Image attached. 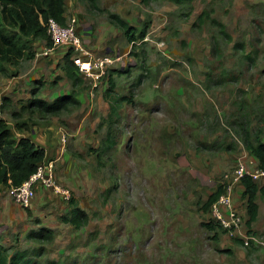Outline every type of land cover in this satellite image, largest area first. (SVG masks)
Returning a JSON list of instances; mask_svg holds the SVG:
<instances>
[{"label":"rangeland","instance_id":"374dc122","mask_svg":"<svg viewBox=\"0 0 264 264\" xmlns=\"http://www.w3.org/2000/svg\"><path fill=\"white\" fill-rule=\"evenodd\" d=\"M65 8V23L74 22L93 57L122 59L93 96L78 70L76 84L67 77L59 47L37 55L51 47L48 39L27 37L26 56L0 63V118L10 139L46 141L56 181L70 191L65 200L37 187L23 208L0 186L7 258L24 252L30 264H264V244L238 243L204 205L249 153L244 142H264V0H67ZM109 14L136 30L134 43ZM0 26L17 33L1 19ZM53 104L60 108H43ZM230 157V166L214 171L219 158ZM257 198L263 227L248 234L264 243V196ZM71 199L88 215L80 229L62 221ZM41 228L52 231L51 240L32 237Z\"/></svg>","mask_w":264,"mask_h":264},{"label":"trees","instance_id":"16d2710c","mask_svg":"<svg viewBox=\"0 0 264 264\" xmlns=\"http://www.w3.org/2000/svg\"><path fill=\"white\" fill-rule=\"evenodd\" d=\"M146 1L150 2L151 0ZM64 13L65 0H0V19L2 25L17 30V33H8L6 29L0 26V63H11L26 56V51L29 52L25 40L27 37L48 39L47 45L51 46L45 23L48 18L52 17L60 23L65 24ZM108 17L112 23L123 29L129 43L136 41V30L128 26L125 20L116 14H109ZM70 56L71 52L67 51L64 56L65 73L73 84H76L79 80L76 74L77 67ZM119 101H124V98L117 100L115 103L112 102L110 105L111 116L117 115L116 103ZM43 108L46 111L54 112L60 106L53 104L48 107L43 106ZM244 143L249 153L258 159L260 167L264 169V142L259 137H256L251 141L247 139ZM44 158V148L36 145L30 138L20 137L15 141L11 140L10 130L7 128L5 121L0 118V186H7L9 181L13 186L20 185L35 173L38 164ZM242 184L244 186L243 195L247 197L246 208L248 219L246 220V226L248 232H251L252 224L257 220L259 211L256 198L258 194L264 196V185L258 187L249 177L244 178ZM221 190V186L219 185L209 194L204 205L209 207L218 197ZM69 203L71 209L68 215L62 216V221L72 225L75 229H80L87 223L88 215L75 204L73 199ZM207 226L211 228L212 223H207ZM32 237L51 240L53 236L50 229L41 228L37 232H32ZM237 242L244 244L242 239H238ZM25 258L26 254L24 252H16L8 259L7 254L2 249V246H0V264H30V261Z\"/></svg>","mask_w":264,"mask_h":264},{"label":"built area","instance_id":"2783aa9c","mask_svg":"<svg viewBox=\"0 0 264 264\" xmlns=\"http://www.w3.org/2000/svg\"><path fill=\"white\" fill-rule=\"evenodd\" d=\"M72 23L62 24L50 17L45 23L46 31L51 42V47L45 48L37 55H49L54 48L64 46L71 52V59L77 70L90 84V94L101 84L106 73L113 69L114 64L122 59V56L93 57L91 52L83 44L82 37ZM66 136H59V145L65 146ZM246 177L254 183L264 182V169L260 167L258 159L250 153H243L237 164L229 170L221 179V192L209 206L210 221L216 223L225 233L241 237L244 244L249 240L257 244H264L255 235L248 234L245 219L234 203V192L237 183H242ZM37 187L52 189L55 193L68 200L70 191L61 187L56 181L55 161L47 158L38 164V167L28 179L18 186L9 184L6 186L8 194L23 208H29L36 194Z\"/></svg>","mask_w":264,"mask_h":264},{"label":"crops","instance_id":"0c3cea01","mask_svg":"<svg viewBox=\"0 0 264 264\" xmlns=\"http://www.w3.org/2000/svg\"><path fill=\"white\" fill-rule=\"evenodd\" d=\"M66 3H67V0H65V6H66ZM65 14H66V8H65L64 16H65ZM57 52H58V54L61 53V55L64 56L67 53V48H65L64 46H61V47H59V50H57ZM21 137H27V136H21ZM36 140H39L38 137H37ZM32 141L36 145H38V142L37 141H34V139H32ZM44 142L47 143L46 141H44L43 139H41V145H40V147L44 148L45 153L47 154L48 149L46 148L47 147L46 145H43ZM234 160L235 159L233 157H230V158H227L226 159V161H227L226 162V161H220V158H219L218 163H214V171L217 172L218 170H221V169L226 168L227 166H230L234 162ZM219 182H221V180ZM262 185H264V182L263 181L257 183V186L258 187H261ZM43 190L48 191V188H45ZM243 192H244V186H243V184L242 183H237L236 186H235V192H234V203H235V206L238 208V210L242 213V215L244 216V219L246 221L248 219L247 208H246V205H247V197L243 195ZM38 199H40L39 195L37 196L36 201H38ZM257 199L258 198H256V202L258 204ZM258 206H259V204H258ZM260 213H261V208L259 206L258 217H257V220L252 224V229H257V228H262L263 227L260 224V217H259L260 216ZM245 226H246V222H245ZM249 264H251V263H249Z\"/></svg>","mask_w":264,"mask_h":264}]
</instances>
